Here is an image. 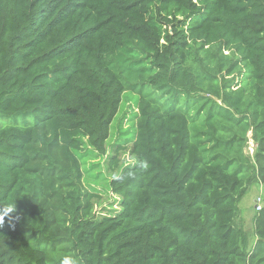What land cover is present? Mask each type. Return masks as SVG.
Returning a JSON list of instances; mask_svg holds the SVG:
<instances>
[{
	"label": "trees",
	"instance_id": "obj_1",
	"mask_svg": "<svg viewBox=\"0 0 264 264\" xmlns=\"http://www.w3.org/2000/svg\"><path fill=\"white\" fill-rule=\"evenodd\" d=\"M254 183L264 0H0V264H264V204L252 240L237 223Z\"/></svg>",
	"mask_w": 264,
	"mask_h": 264
},
{
	"label": "rangeland",
	"instance_id": "obj_2",
	"mask_svg": "<svg viewBox=\"0 0 264 264\" xmlns=\"http://www.w3.org/2000/svg\"><path fill=\"white\" fill-rule=\"evenodd\" d=\"M132 94L133 93L130 91H126L124 93L122 105L120 107V111L118 115L116 116V121L123 115H128L130 117L129 114H125V113L127 111H131V105L134 102L133 99L135 100V98H137L136 94H134L133 96ZM7 121H9V119L5 120V122ZM128 124H130V121H128V119H125V122L123 125L124 128L127 127ZM124 128L119 129L118 124H117L112 129L110 139H109V145H108L109 152L114 151L115 145H117L116 142L118 140L119 130H124ZM248 136H249V141L246 145L245 151L251 156H253L255 149H256V144L253 141V139H251V132L248 133ZM120 160L127 161L128 163L133 162V160L131 159L130 153H129V149L127 151L122 150L120 152ZM98 161L101 163L100 166L93 168L92 167L93 162L95 163ZM106 161H107V157H105V159L101 158L95 161L94 159H90L88 160V162H85V165H84L87 176L89 177L93 186H95L97 189L100 190L101 197L99 200L95 199L94 210L97 213H102V214L110 213L113 207L116 208L118 206V203L116 202L115 200L116 198L114 197L113 193L110 191L103 190V187L106 188V185L103 186L104 184H106V181L104 180L105 178L104 174H102V173H106L107 171ZM100 169L103 172H101ZM263 192H264V189L262 185L255 184V183L252 184L251 186H249L239 206L240 212L237 217V223L244 228L246 235L249 236L250 240L254 238L252 216L255 212V208L259 209L260 203H261V206H263L264 204L263 202L259 201L261 196H263Z\"/></svg>",
	"mask_w": 264,
	"mask_h": 264
},
{
	"label": "clouds",
	"instance_id": "obj_3",
	"mask_svg": "<svg viewBox=\"0 0 264 264\" xmlns=\"http://www.w3.org/2000/svg\"><path fill=\"white\" fill-rule=\"evenodd\" d=\"M14 211L13 207H8L5 209V213H12ZM2 220V216H0ZM60 264H83L81 258L75 252H65L60 260Z\"/></svg>",
	"mask_w": 264,
	"mask_h": 264
},
{
	"label": "built area",
	"instance_id": "obj_4",
	"mask_svg": "<svg viewBox=\"0 0 264 264\" xmlns=\"http://www.w3.org/2000/svg\"><path fill=\"white\" fill-rule=\"evenodd\" d=\"M259 201H260V199H259ZM258 203H259V202H258ZM261 207H262V206H261V203H260V205H259V209H261ZM259 209H258V210H259Z\"/></svg>",
	"mask_w": 264,
	"mask_h": 264
}]
</instances>
